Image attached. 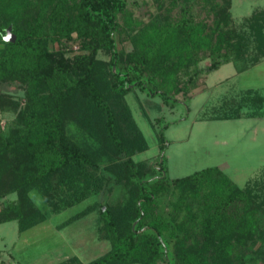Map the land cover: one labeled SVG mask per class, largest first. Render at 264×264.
Masks as SVG:
<instances>
[{
  "label": "trees",
  "instance_id": "1",
  "mask_svg": "<svg viewBox=\"0 0 264 264\" xmlns=\"http://www.w3.org/2000/svg\"><path fill=\"white\" fill-rule=\"evenodd\" d=\"M0 12L13 33V38H5L0 25V82L25 83L28 100L11 126L0 130V173L13 182L5 192H19L28 200V189L61 176L80 183L84 192L97 193L116 182L128 193L124 202L98 206L110 249L88 263L71 257V264H264V210L255 202L257 190L264 191V180L242 188L217 166L172 179L163 156L146 169L132 158L146 149V141L123 104L134 87L166 100L168 93L157 86L156 78L169 74L170 63L181 66L202 48H210L217 58L206 71L230 61L246 66L247 42L238 38L233 43L217 31L218 22H194L182 8L175 24L142 38L143 48L122 58L115 33L117 14H125L126 0H0ZM223 16L230 18L227 10ZM255 28L260 53L264 25ZM72 31L88 39V53L70 58L50 48V42ZM101 48L109 50L108 61L96 58ZM185 49L187 57L182 55ZM187 91L185 83L183 93ZM3 98L0 94V110ZM249 99L255 110L246 117L260 116L262 96L253 93ZM239 106L230 105L210 118H239ZM68 114L117 159L101 167L68 136ZM159 143L163 151L161 132ZM172 190L175 198L164 214L159 198ZM14 209L18 212L20 204ZM4 215L0 223L16 220L19 231L35 221L32 214Z\"/></svg>",
  "mask_w": 264,
  "mask_h": 264
},
{
  "label": "rangeland",
  "instance_id": "2",
  "mask_svg": "<svg viewBox=\"0 0 264 264\" xmlns=\"http://www.w3.org/2000/svg\"><path fill=\"white\" fill-rule=\"evenodd\" d=\"M182 8L187 9L194 22L204 21L209 25L218 22L217 31L224 32L226 39L233 43L238 38L247 42L248 61L246 66L230 61L206 71L204 69L217 58L210 48H202L191 59H185L181 66L170 63L169 74L156 78L157 86L168 93L166 100L160 94L151 95L137 87L124 95L123 104L130 110L146 141V149L136 151L132 158L151 169L154 162L163 156L167 176L172 179L217 166L242 188L262 182L264 50L257 51L259 34L255 27L264 25V0H126L125 14H117L115 33L116 47L122 58L141 50L144 46L142 38L144 40L154 31L175 24ZM223 10L228 11L230 18L223 16ZM4 16L0 12L2 32L5 38L11 39V25ZM18 22L23 24V18ZM87 40L72 31L69 36L50 42L49 46L72 58L89 52L84 47ZM187 50L182 51V55L187 57ZM254 56L257 59L251 61ZM96 58L108 61L109 50H97ZM185 83L188 85L187 93H183ZM25 90L26 84L20 80L0 82V94L4 96L0 130L11 126L18 111L26 107ZM253 93L263 96L259 107L263 114L247 118L246 113L255 110L249 99ZM237 104H240L239 118H210ZM68 116L65 118L68 136L93 154L101 167L117 159L89 136L81 122L71 114ZM160 132L166 142L163 151L159 146ZM11 184L10 176L1 172L0 221L6 217L5 213L11 216L20 213L23 217L32 214L35 221L23 231H19L16 220L0 223V264H71L69 259L74 256L80 262L88 263L110 249V241L104 237L99 220L98 206L103 202L116 204L126 201L128 193L125 187L111 182L97 193H88L79 189L80 183L54 176L48 184L28 189V200H24L19 192H5ZM257 191L255 202L264 210V191ZM174 196L173 190L161 194V212L169 213ZM18 204L21 209L17 212L14 206Z\"/></svg>",
  "mask_w": 264,
  "mask_h": 264
},
{
  "label": "crops",
  "instance_id": "3",
  "mask_svg": "<svg viewBox=\"0 0 264 264\" xmlns=\"http://www.w3.org/2000/svg\"><path fill=\"white\" fill-rule=\"evenodd\" d=\"M264 59V58H263ZM263 59H261L258 63H256L254 66H256L257 64H259ZM228 63V62H227ZM222 64H225V63H222ZM222 64H220L218 67H220ZM238 67V66H237ZM253 67V66H252ZM239 71V70H238ZM242 71H244V70H242ZM254 90H256V89H254ZM257 91H258V89H257ZM260 94V93H259ZM261 95V94H260ZM262 96V95H261ZM262 100H263V96H262ZM262 112V111H261ZM263 114V113H262ZM261 114V115H262ZM260 115V116H261ZM246 117V116H245ZM247 118H249V117H247Z\"/></svg>",
  "mask_w": 264,
  "mask_h": 264
}]
</instances>
